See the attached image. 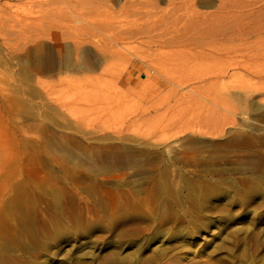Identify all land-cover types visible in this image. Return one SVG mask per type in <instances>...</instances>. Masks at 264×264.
Segmentation results:
<instances>
[{"label":"rangeland","instance_id":"obj_1","mask_svg":"<svg viewBox=\"0 0 264 264\" xmlns=\"http://www.w3.org/2000/svg\"><path fill=\"white\" fill-rule=\"evenodd\" d=\"M61 1L0 0V264H264L263 48Z\"/></svg>","mask_w":264,"mask_h":264},{"label":"bare ground","instance_id":"obj_2","mask_svg":"<svg viewBox=\"0 0 264 264\" xmlns=\"http://www.w3.org/2000/svg\"><path fill=\"white\" fill-rule=\"evenodd\" d=\"M116 1L120 2V0ZM159 1L131 0L130 2L129 0L127 5L124 3V8L135 10L140 16L139 18L146 20V26L138 28V33H145L146 30L152 31L154 29V24L151 22H153V18L158 19L159 14H161L159 12L158 16L155 17V14L158 13V7H160L158 6ZM253 1V3L250 1L246 3V1L239 2L238 0H218L216 12L207 13L209 14L207 15L200 13L201 11L198 12L197 7L192 6L194 5L193 0H167L168 6L165 11H162L165 17L161 18L163 21L159 18L157 22H164L160 23L161 27L163 26L162 31L164 27L168 28L175 34L176 40L188 45L199 47L243 45L252 47V49L257 47L262 50L261 48H263L261 53L264 54V4L261 6L262 0H258L261 7H256L258 1H256L257 3L255 0ZM66 2L69 0L61 1V4L64 3L68 6ZM120 40H124V37L121 36L113 41L116 43ZM36 47L40 52H43L44 46L41 42H37ZM46 54L47 56L51 54L50 49ZM43 69L50 72L51 63L46 64ZM108 156L120 158L119 149H109Z\"/></svg>","mask_w":264,"mask_h":264}]
</instances>
